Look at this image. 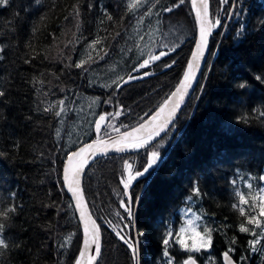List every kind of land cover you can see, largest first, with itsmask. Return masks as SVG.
<instances>
[{
    "label": "trees",
    "instance_id": "1",
    "mask_svg": "<svg viewBox=\"0 0 264 264\" xmlns=\"http://www.w3.org/2000/svg\"><path fill=\"white\" fill-rule=\"evenodd\" d=\"M172 3L9 0L0 7V239L8 245H0V264L75 263L81 229L63 187V161L97 134L139 124L183 77L197 30L190 0L156 14ZM209 6L213 24L219 19L220 25L212 30L200 83L175 124L149 147L100 158L85 173L82 187L104 238L98 264H165L162 240L169 232L173 264L189 256L198 264H226L225 251L236 264H264V212L253 191L264 186V0H210ZM165 44L169 54L140 70L149 75L119 93L109 87ZM89 53L94 62L87 70L74 67ZM62 99L68 111L57 117ZM117 111L101 122L114 126L108 134L93 130L99 114ZM152 151L163 162L132 185L128 216L120 207L127 203L122 181ZM101 181L106 193L94 198L89 187ZM195 213L199 219L192 222H202L206 235L211 230V245L188 251L198 248L183 233L194 230L186 219ZM241 225L249 231L240 232Z\"/></svg>",
    "mask_w": 264,
    "mask_h": 264
},
{
    "label": "snow or ice",
    "instance_id": "2",
    "mask_svg": "<svg viewBox=\"0 0 264 264\" xmlns=\"http://www.w3.org/2000/svg\"><path fill=\"white\" fill-rule=\"evenodd\" d=\"M36 2L38 3L39 0H36ZM190 2L193 5L196 4V0H190ZM221 2L227 3V0H221ZM184 3H185V0H173V3L171 5L162 6V7L158 8L156 10V14L160 15L161 13H172L175 11L176 8H179ZM8 4H9V0H0V6H7ZM201 10H202V12H201ZM208 11H209L208 0H202V2L200 4V10L197 11V16H198L199 21H200L199 43L196 44L197 51L192 54V60L195 63V66H197V67L199 65L200 59L203 57L204 52L207 49L208 37L211 35L212 29L220 25L219 19H216L214 24L209 23ZM108 19L111 20L112 17L109 15ZM141 39H143V37H141ZM95 43L99 44L100 41L97 40ZM92 47H95V45H93ZM168 48H169V46L167 44H165V45H163L162 48H158V54L149 51L147 53V58H144L140 62H138V64L134 67V69H132L127 74V78L117 75V77L112 80V85H109V87L112 88L113 91H116L117 93H119L120 89H122V87L124 85L128 84L130 81L138 79V78H143L144 76L149 75L150 72L141 73L140 70L149 67L150 62L160 61L161 57L168 55L169 54V52L167 51ZM176 48H177L176 44L171 45V51H175ZM3 51H4L3 46H0V53H2ZM142 55H143V53H142ZM98 58H101L99 56V54H98ZM2 59H3V55H0V60H2ZM89 62H94L91 53H89L86 60H81L79 63H76L74 65V67L87 70L85 68V65ZM172 63H174V61L167 62V66L171 67ZM187 67H188L189 71L185 73L183 82H181L179 84V86L176 87L174 92L169 94L172 97V100L170 101V107L168 109L167 115L160 122V124L155 128H145V125L142 122H139L140 123L139 131H143L144 135L142 138H140L138 140L127 141V143L131 145V147H133V148L145 147L146 145L149 144L150 141L154 140L155 137L160 136L161 132H164L165 129L167 128V126L173 122V118L176 116V113L179 110L180 105H181L185 95L188 92V89L191 87V79L193 78V71L192 70L194 68V64L189 63L187 65ZM137 73L139 75H136ZM257 79H259V77H257ZM241 87H243V85H241ZM2 96H4V92L0 91V97H2ZM111 101H112V97L109 96L104 102L105 103H111ZM64 104H65V101L63 99L59 101V110L55 112V115L57 117H61L62 113H66L68 111V109H66L64 107ZM119 115H120L119 111H117L114 114H99L98 119L91 122V124L93 125V130L95 132L99 133L101 131V128L103 127L105 134H108V129L112 128L114 126L111 124L102 125L101 122L108 120L110 117L112 119H115ZM155 119H156V117H153L154 121H155ZM115 130L119 131L118 129H115ZM57 134H59V133L57 132ZM115 143H119V141H115L114 144ZM91 148H92V145L87 144L85 147H81L79 149V151H73L72 155L73 156H80L87 149H91ZM116 150L122 151L124 149L117 147ZM0 155H2V153H0ZM66 159H68L69 164H71V160H72L71 156H67ZM162 162L163 161H162L161 153L159 151H152L150 153V155L148 156L146 163L140 169L136 170L134 175L132 174L131 171H129L127 177L125 179H123V181H122V183H123L122 195L126 198L127 203H125L122 200L120 207H122L124 209L125 213L128 216L132 215V205L134 203L133 194L131 193V188H132L133 182L136 181L140 177H144L145 179H147L149 176H151L154 172L157 171V169L159 168V166ZM127 167H128V169H131L132 165L127 164ZM80 172H81V168L75 169L74 170V176L78 177L80 175ZM64 179L68 180V176L65 175ZM76 185L77 186L74 188V187H72V184L70 182L68 190L71 191L73 196H75L77 199V202L74 205V207L79 208L80 207V201L82 199V195H78V189H79L78 179L76 180ZM193 192L198 195L199 189L194 187ZM188 199L191 200L192 196H189ZM239 211H240L241 215H243L244 208L241 207L239 209ZM261 212H264V208L261 209ZM117 215L119 216L120 214L117 213ZM80 218L82 220H85V221L87 219L83 210H81V212H80ZM254 222H255L254 218L249 219V221H248L249 224H252ZM109 223H111V222H109ZM128 223L131 224L132 221L129 220ZM188 224L192 225L193 227L196 226V225H193V222L191 220L188 221ZM2 229H3V224H0V230H2ZM180 231L183 232L184 229L181 228ZM206 231L208 232V238L203 244L200 245V247H209L211 245V235H210L211 230L206 229ZM239 231L243 232V233H247L249 231V228L245 227L244 225H241L239 228ZM84 232H85V236H87V233H88L87 223H85ZM196 234L199 235V233H196ZM121 239H123L124 242L128 245V247L130 249H133V252H135V249L133 248V244L129 243L127 238L125 236H123L122 234H121ZM172 239H173L172 233L169 232L165 236V238H163V240H162V244L164 246L162 255L165 258V264H173L174 257H172L170 255L169 250H168L170 240H172ZM173 242L179 243V244L184 243V241L182 239L178 240V241L173 240ZM253 243H255V241H253ZM93 244H95V253L98 256L100 254L101 249H100V244L97 242V236H96L95 232L92 234L91 238H86L84 240V251L80 253V256L81 257H87V259L89 261L91 259H94V257H88L87 256V253ZM0 245H2L4 248L8 247V245L5 243L4 239H0ZM199 250H200L199 247L193 248V249H188V251H199ZM223 260L227 261V264H233V262L229 256L228 251L224 252ZM77 264H79V262H77ZM184 264H196V261L191 256H189L184 261Z\"/></svg>",
    "mask_w": 264,
    "mask_h": 264
},
{
    "label": "water",
    "instance_id": "3",
    "mask_svg": "<svg viewBox=\"0 0 264 264\" xmlns=\"http://www.w3.org/2000/svg\"><path fill=\"white\" fill-rule=\"evenodd\" d=\"M201 2H202V0H196L195 5H193L190 2V5H191L190 7H191L192 12H193V16H194L195 24H196V30H197L196 31V39H195L191 54L189 56V62H188V64L189 63L194 64V68L192 70L193 71V78L191 79V87L188 89V92L185 95V97H184V99L180 105V108L176 113V116L173 118V122L167 126V128L165 129L164 132H161L160 136L155 137L154 140L150 141L149 144L143 148H133V147H131L130 144L127 143V141H129V140H138V139L143 137L144 132L139 131V129H140V123H139V124L133 126L132 128L124 130V132L121 131V132L114 133V134H111L108 136H103V137L99 136L100 134H97L95 139L87 142V144L92 145L91 149H87L80 156H73L72 155L73 152H71L68 155V156H71V158H72L71 164H69L68 159H65V161H63L64 164H63V170H62V174H61L63 187H64L68 197L70 198L69 200L72 201L74 212L76 213L78 224L80 225V229H81V236H80L81 237V244H80V248H79V252H78V257H77L76 261H74L75 262L74 264H77V262H79V264H98L99 260L102 256L103 244H104L102 229H101L100 225L98 224L96 218L94 217L92 211H90L91 208H90L89 203L86 199L84 187H82L83 183H84V178L86 175L85 173H88V170L92 167V165L97 160H100V158H103L106 156H111V155H118V154H122V153L125 154L128 152L139 151V150L147 148L149 145H152L154 142H156L177 121L176 119H178L180 113L182 112V110L184 109V107L186 106V104L188 103L190 98L193 96V94L195 93V91H196V89L200 83L199 81L202 78V74L205 70L204 68L206 67V65L208 63L209 55L211 52V44L210 43H211V36L213 33V31H212L211 35L208 37L207 49L205 50L203 57L200 59L198 67L195 66V63L192 60V54L197 51L196 44L199 43L200 21H199V18L197 16V11L200 10ZM208 4L210 5V0H208ZM201 12H202V10H201ZM208 21H209V23L213 24L212 19H211V14H210V6H209V11H208ZM185 70H186L185 73L188 72L189 71L188 67ZM185 73H184V75H185ZM184 75L180 79V81L177 82V85L171 91V93L175 91L176 87H178L181 82H183ZM171 100H172V97L170 95H168L166 100L153 113H151L146 119L141 121L145 125V128H155L160 124V122L164 119V117L168 113V109L170 107V101ZM153 117H156L155 121L153 120ZM115 141H119V143L114 144ZM87 144L85 143L81 147H85ZM81 147L77 148L74 151H79V149ZM117 147L123 148L124 150L117 151L116 150ZM77 168H81V172H80V175L78 177H75L74 176V170ZM65 175L68 176V180L64 179ZM77 179L79 181L78 195H82V199L80 201V207L79 208L74 207V205L77 202V199L75 196H73L72 192L68 190L70 182L72 184V187L75 188L77 186L76 185ZM134 183H135V181L133 182V184ZM133 209H134V203L132 205V213H133ZM81 210H83L85 213V216L87 218L86 221L82 220L80 218ZM85 223H87V228H88L87 236H85V232H84ZM94 232L96 233L97 242L100 244L101 251H100V254L97 256L95 253V244H93L91 246V248L89 249L87 256L88 257H94V259H91L89 261L87 259V257H81L80 253L84 251V240L86 238H91L92 234ZM229 256H230L233 264H236V261L233 258V256H231V254H229ZM191 257L196 261V264H198V261L195 259V257H193V256H191ZM225 263L227 264V261H225Z\"/></svg>",
    "mask_w": 264,
    "mask_h": 264
},
{
    "label": "rangeland",
    "instance_id": "4",
    "mask_svg": "<svg viewBox=\"0 0 264 264\" xmlns=\"http://www.w3.org/2000/svg\"><path fill=\"white\" fill-rule=\"evenodd\" d=\"M106 173H107V177H108L109 181L111 182L112 173H110V171L106 172ZM138 180H136V181H138ZM105 187H106L105 185L102 186V181H101V182H99L98 185H96V187H93V188L89 187V194H91L92 197H94V198H96L97 195L104 196L106 193V189H107ZM253 191L255 193H258L257 200H255V201L258 203V205H260L261 209L264 208V186L261 187L260 191H258V190H253ZM198 219H199L198 214L195 213V214L191 215L190 217H188V219H186V220H188V221L193 220V222H197L196 220H198ZM193 225H196L195 227H193V229H194L193 231L183 232L184 233V240L187 242L192 241L193 243H195L194 245L199 247L201 244H203L207 240L208 235L204 234V232H203V231H205V225L202 222H199V224L193 223ZM189 226H192V225H189ZM196 233H199V235H197ZM240 258L242 259L241 256L239 257V259ZM195 259H196V257H195Z\"/></svg>",
    "mask_w": 264,
    "mask_h": 264
},
{
    "label": "flooded vegetation",
    "instance_id": "5",
    "mask_svg": "<svg viewBox=\"0 0 264 264\" xmlns=\"http://www.w3.org/2000/svg\"><path fill=\"white\" fill-rule=\"evenodd\" d=\"M148 116H149V115H148ZM148 116H147V117H148ZM147 117H146V118H147ZM146 118H145V119H146ZM171 128H172V127H171ZM171 128H170V129H171ZM170 129H169V130H170ZM169 130H168V131H169ZM168 131H167V132H168ZM165 134H166V132H165ZM165 134H164V135H165ZM154 143H155V142H154ZM149 146H150V145H149ZM149 146H148V147H149Z\"/></svg>",
    "mask_w": 264,
    "mask_h": 264
},
{
    "label": "bare ground",
    "instance_id": "6",
    "mask_svg": "<svg viewBox=\"0 0 264 264\" xmlns=\"http://www.w3.org/2000/svg\"><path fill=\"white\" fill-rule=\"evenodd\" d=\"M211 55V54H210Z\"/></svg>",
    "mask_w": 264,
    "mask_h": 264
}]
</instances>
